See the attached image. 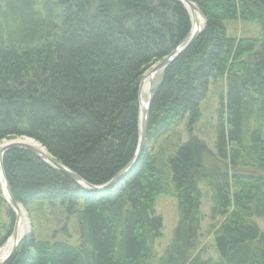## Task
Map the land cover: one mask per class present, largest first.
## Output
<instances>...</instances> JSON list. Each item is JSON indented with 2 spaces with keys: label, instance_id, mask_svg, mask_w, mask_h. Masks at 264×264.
I'll return each instance as SVG.
<instances>
[{
  "label": "trees",
  "instance_id": "1",
  "mask_svg": "<svg viewBox=\"0 0 264 264\" xmlns=\"http://www.w3.org/2000/svg\"><path fill=\"white\" fill-rule=\"evenodd\" d=\"M191 1L205 24L162 71L147 144L120 182L97 192L27 149L5 153L18 203L59 199L80 226L78 243L38 239L32 229L5 264H264L255 220L264 218V0ZM227 20H257L262 34L233 36ZM191 29L178 0H0V141L30 137L88 183L105 185L137 151L142 79ZM212 79L226 82L215 150L193 133ZM187 114L188 138L173 139ZM201 182L212 190L216 258L201 239ZM167 183L178 223L159 256L164 218L155 202ZM15 219L0 185V249Z\"/></svg>",
  "mask_w": 264,
  "mask_h": 264
},
{
  "label": "rangeland",
  "instance_id": "2",
  "mask_svg": "<svg viewBox=\"0 0 264 264\" xmlns=\"http://www.w3.org/2000/svg\"><path fill=\"white\" fill-rule=\"evenodd\" d=\"M225 23L227 25L228 32L236 37H258L262 34L261 25L257 20H227ZM161 73L162 72H159L155 75V87H157L160 83ZM225 86L226 82L223 83V81H221L220 79H212L210 81L209 91L206 97L200 102V110L202 112V116L200 120L193 125V133L201 139L205 140L211 150H215L217 110L220 105V94L225 89ZM148 95L149 93L147 87L144 92V98H148ZM188 129L189 115L187 114L181 121V123L178 126L174 127L168 135H171L173 139L174 137L178 138V135H180L181 139L185 141L189 136ZM262 135L264 136V128L262 130ZM27 139L32 138L19 136L11 139H3L2 141H0V149H2L1 145L4 141L5 145L12 141L29 143ZM36 142L41 145L38 141H35V143ZM165 188L166 191L159 194L155 202L156 213L161 214L164 218L163 234L156 240L154 244L155 250L157 251L159 256L164 253L166 247L171 242L174 229L176 228V225L178 223L177 198L174 188L173 186L170 187V184L168 183L165 184ZM201 188L203 191L202 211L204 213V219L202 222L203 232L201 235L202 244L206 249V257L212 256L216 258L217 252L214 248L213 235L207 232L209 225L214 222V219L211 216L212 190L209 187H206L204 182H201ZM22 206L24 207L27 213L28 220L30 222L29 233L31 234L33 229L35 236L38 239L52 240L56 237L55 239L69 240L73 243H78L80 241V226L78 219L75 215H68L67 213H65V211L60 207L59 199L34 200L28 205V207H25L24 205ZM255 220L264 231V218L257 217L255 218ZM10 240L11 238L9 239V241Z\"/></svg>",
  "mask_w": 264,
  "mask_h": 264
},
{
  "label": "water",
  "instance_id": "3",
  "mask_svg": "<svg viewBox=\"0 0 264 264\" xmlns=\"http://www.w3.org/2000/svg\"><path fill=\"white\" fill-rule=\"evenodd\" d=\"M181 1L186 8L189 10L191 16H192V29L190 33L187 35L186 39L184 42L176 47L167 57H165L162 61L158 62L155 64L151 69L147 71V75L142 79L139 87V94H140V114H139V141H138V147L137 151L135 153V156L131 160V162L122 170L120 171L110 182L106 183L105 185H93L85 181L79 174L76 172L72 171L69 169L67 166L59 162L57 159H55L51 154L48 152H42L35 146L29 143H22V142H16L12 141L2 147L0 149V185L2 182V178L5 180V185H6V190L2 187V190L4 192V196L10 206L14 209L16 213V219L13 227L12 234L10 238L13 239V245L9 251V253L5 256L0 257V264H5L16 252L21 240L24 238L20 236V223H21V214L19 212V205L12 193L11 187L9 185V182L7 180L6 174H5V169H4V156L5 153L12 149V148H24L27 149L34 154L38 155L41 157L43 160L54 166L55 168L59 169L60 171L68 174L74 181L77 183L84 185L85 187L97 191V192H103L106 189H108L110 186L120 182L121 178L131 169V167L136 163L138 157L142 153L143 149L145 148L147 144V134H148V129H149V118H150V107L151 103L153 101L154 97V78L155 75L159 72H162L166 69V67L173 62L185 49H187L199 36L201 33L203 27H196L194 29V24L197 23V10H199L197 4L191 0H178ZM204 26V25H203ZM146 76H151L149 87H148V104L145 108H143V97H144V91H145V81H146ZM30 234V233H29ZM27 234V235H29ZM9 238V239H10ZM8 239V240H9Z\"/></svg>",
  "mask_w": 264,
  "mask_h": 264
},
{
  "label": "bare ground",
  "instance_id": "4",
  "mask_svg": "<svg viewBox=\"0 0 264 264\" xmlns=\"http://www.w3.org/2000/svg\"><path fill=\"white\" fill-rule=\"evenodd\" d=\"M196 14H197L196 15L197 16V23L194 24V29H196V27H198V26L203 27V25L205 24V19H204L202 13L200 12V10H197ZM153 78H155V77H153ZM150 79H151V76H146L145 90L147 87H149ZM147 104H148V98L143 97V108H145L147 106ZM27 141L29 142V144H31V143H32V145L34 144L33 146H35L36 148H38L42 152H47V150L45 151V148L42 145H39L37 142L35 143L34 140L27 139ZM4 145H5V141L1 145V148ZM1 183H2V187L6 190L4 178H2ZM19 212L21 214L20 236L25 237L30 231V222L28 220L27 213L21 204L19 205ZM12 245H13V239L11 238V240L10 241L8 240V242L0 249V257L7 255L9 253Z\"/></svg>",
  "mask_w": 264,
  "mask_h": 264
}]
</instances>
